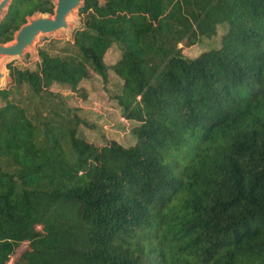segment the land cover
<instances>
[{"label":"trees","instance_id":"1","mask_svg":"<svg viewBox=\"0 0 264 264\" xmlns=\"http://www.w3.org/2000/svg\"><path fill=\"white\" fill-rule=\"evenodd\" d=\"M54 1L11 0L0 43ZM77 16L6 64L0 264H264V0Z\"/></svg>","mask_w":264,"mask_h":264},{"label":"water","instance_id":"2","mask_svg":"<svg viewBox=\"0 0 264 264\" xmlns=\"http://www.w3.org/2000/svg\"><path fill=\"white\" fill-rule=\"evenodd\" d=\"M11 0H0V19L6 12ZM83 0H55L51 15L36 14L27 19V22L14 33L13 39L7 43H0V56L22 57L32 48L38 35H52L62 30L71 31V18L74 11L82 4ZM9 81V75L2 70L0 63V82Z\"/></svg>","mask_w":264,"mask_h":264},{"label":"rangeland","instance_id":"3","mask_svg":"<svg viewBox=\"0 0 264 264\" xmlns=\"http://www.w3.org/2000/svg\"><path fill=\"white\" fill-rule=\"evenodd\" d=\"M71 25L72 27L78 25V16H77V9L74 11V14L71 18ZM72 30V29H71ZM71 35V31L68 30H62L60 32H57L56 34L52 35H38L36 40L33 42L32 48L27 51L24 56L18 58V57H7V56H0V63L2 65V70L6 75H8V68L6 67L7 63H11L13 65H18V66H23V67H28V68H33L35 66V61L37 59L36 53H37V48L40 46L42 43H45V39H60L62 42L64 39L69 38ZM216 45V40L215 39H202L198 42L197 45L186 48L183 50L184 54L186 56H194L197 54L200 50L209 47V46H215ZM27 54V55H26ZM6 80L2 79L0 82V88L6 85ZM108 127V125H105ZM112 128V127H111ZM113 130L116 132L119 129L116 127H113Z\"/></svg>","mask_w":264,"mask_h":264}]
</instances>
